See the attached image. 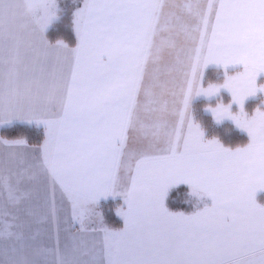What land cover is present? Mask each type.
<instances>
[{
	"label": "snow or ice",
	"instance_id": "obj_1",
	"mask_svg": "<svg viewBox=\"0 0 264 264\" xmlns=\"http://www.w3.org/2000/svg\"><path fill=\"white\" fill-rule=\"evenodd\" d=\"M66 16L74 46L50 39ZM210 67L222 82H208ZM200 97L247 142L211 137ZM16 121L45 139L29 158L25 140L0 138V237L23 239L14 209L44 183L49 215L59 191L73 226L100 233L90 264H264V0H0V127ZM179 185L195 211L169 208ZM110 197L123 200L122 227L97 211ZM77 250L57 238L37 255L84 264ZM0 264L39 261L21 247Z\"/></svg>",
	"mask_w": 264,
	"mask_h": 264
},
{
	"label": "crops",
	"instance_id": "obj_2",
	"mask_svg": "<svg viewBox=\"0 0 264 264\" xmlns=\"http://www.w3.org/2000/svg\"><path fill=\"white\" fill-rule=\"evenodd\" d=\"M185 2H188V0H185ZM70 46H74V45H70ZM37 126H41V125H37ZM0 138L2 137L0 136ZM41 144H27V147L22 148V151L27 157L31 158L33 156L38 155V153H35L33 150L38 148L39 145ZM130 146H138V145L134 141H130ZM185 186H187L188 189H190L188 185ZM260 193L257 194V199L259 202L264 203V195ZM192 198L194 200L196 199L194 196H192ZM51 199H52L51 189L46 184L39 183L36 185L33 191L32 198L27 202L30 205L27 206L26 208L27 210L25 211L23 210L22 218L24 219L23 222H21L23 224V228L18 230L22 231L24 234L31 235V237L27 238V241L31 243L30 245L33 252L31 258H35L37 261H39V264H44V257L42 255H37V250L41 248L55 247L58 238L59 246L61 249H63L65 245L75 244L78 249L76 252L78 258L81 261H83L84 264H90L94 256L96 257L99 256V250L101 247L100 233L93 231L92 227H90L86 232H81L79 231L78 226H73L74 222L70 219V211H71L70 205L68 204L67 201L62 200L60 198L59 191L56 192L55 216L49 215L47 209L51 202ZM31 200H32V204H31ZM107 200H119L120 204L123 203L121 197H116V198L110 197L103 201H107ZM97 211L101 214L100 208H98ZM119 227H122V219L120 226L112 227V228H119Z\"/></svg>",
	"mask_w": 264,
	"mask_h": 264
},
{
	"label": "trees",
	"instance_id": "obj_3",
	"mask_svg": "<svg viewBox=\"0 0 264 264\" xmlns=\"http://www.w3.org/2000/svg\"><path fill=\"white\" fill-rule=\"evenodd\" d=\"M70 5L68 0L61 1V7L67 4ZM70 17L66 16L62 22L57 23L53 28L50 29V39L53 41L60 39L67 42L70 45H74L75 36L73 31L69 28ZM211 70V69H210ZM209 71L207 72V77ZM210 78V77H209ZM249 105H254L255 100L249 101ZM202 99H197L194 102V111L198 106L202 105ZM197 118L204 124L211 137L219 138L225 145L232 146L242 144L247 141L246 135L239 130L232 127L230 124L223 126L218 125L211 119V115L207 113L197 112ZM0 136L5 139H23L28 144H41L45 139V132L42 127H38L34 124H29L22 121L1 127ZM194 201L192 196L189 194L187 186H177L169 193L167 204L170 209L175 211H188L191 208V203ZM120 204L119 200H107L102 201L99 205L101 209L102 217L104 222L111 227H118L121 225V219L116 215V205Z\"/></svg>",
	"mask_w": 264,
	"mask_h": 264
},
{
	"label": "rangeland",
	"instance_id": "obj_4",
	"mask_svg": "<svg viewBox=\"0 0 264 264\" xmlns=\"http://www.w3.org/2000/svg\"><path fill=\"white\" fill-rule=\"evenodd\" d=\"M61 1H64V0H60V2ZM68 2L70 3V5H68V3H66L67 4V7L64 5V8H67V9H69V10H71V8H72V4H73V0H68ZM69 28L71 29V26L69 25ZM72 30V29H71ZM67 43V42H66ZM70 45V44H69ZM211 69V70H210ZM209 71V77H207V80H208V82H211V83H220V82H222V80H221V76H222V70L221 69H217V68H215V67H210L208 70H207V72ZM206 75H207V73H206ZM199 99H202V101H203V104L202 105H200V106H198V108L195 110V115H197L196 113L197 112H202V113H207V114H209V115H211L208 111H206V109L208 108V107H210V106H214V104H210V102L206 99V98H203V97H200V98H198V100ZM230 101V97L229 96H227V94L224 96V102L225 103H227V102H229ZM250 103V102H249ZM249 103L247 104V109L251 112V111H253L257 106H258V101L257 102H255V104L254 105H249ZM17 122V121H16ZM16 122H14V123H16ZM215 122V121H214ZM13 123V124H14ZM225 124H231L230 122H224V123H222V124H218V125H221V126H223V125H225ZM12 125V124H11ZM232 125V124H231ZM7 126H9V125H7ZM37 126V125H36ZM5 127V126H4ZM39 127V126H38ZM40 127H42V126H40ZM232 127L233 128H235L233 125H232ZM1 128V127H0ZM43 128V127H42ZM236 129V128H235ZM43 130H44V128H43ZM238 130V129H237ZM45 132V131H44ZM3 138V137H2ZM217 138V137H216ZM5 139V138H4ZM7 140H15V139H7ZM247 142V141H246ZM245 142V143H246ZM28 144V143H27ZM243 144V143H242ZM239 145H241V143L240 144H237V145H232L231 147H235V146H239ZM227 146V145H226ZM260 193V192H259ZM189 194H190V189H189ZM260 194H263L264 195V191H262ZM32 198V197H31ZM196 199L191 203V208L186 212V211H184V212H186V213H191V212H193V211H195L196 210V205H197V203H198V198L197 197H195ZM29 201V200H28ZM27 201V202H28ZM27 202H25L23 205H21L20 206V208H19V210H15L14 209V211L16 212V214L18 215V217H19V222H23V219L24 218H22V213H23V210L25 211V210H27L26 208H27V206L28 205H30V204H28ZM206 202H209V201H206ZM31 204H32V200H31ZM123 203H121L120 205H116V215L117 216H119L118 215V210L120 209V207H121V205H122ZM201 206H202V204H201ZM101 215H102V213H101ZM120 217V216H119ZM3 227V225L2 224H0V228H2ZM15 231H19L18 229H14ZM29 237H31V235H28V234H24L23 233V239L22 240H17L16 238H3V237H0V252H6V253H8V254H12V252H13V249H19V248H21V247H24L26 250H27V252L29 253V255H30V258H31V256H32V248H31V243L29 242V241H27V238H29ZM27 242V243H26ZM29 243V244H28Z\"/></svg>",
	"mask_w": 264,
	"mask_h": 264
},
{
	"label": "clouds",
	"instance_id": "obj_5",
	"mask_svg": "<svg viewBox=\"0 0 264 264\" xmlns=\"http://www.w3.org/2000/svg\"><path fill=\"white\" fill-rule=\"evenodd\" d=\"M191 195V194H190Z\"/></svg>",
	"mask_w": 264,
	"mask_h": 264
}]
</instances>
